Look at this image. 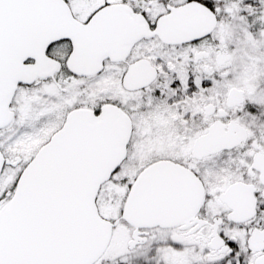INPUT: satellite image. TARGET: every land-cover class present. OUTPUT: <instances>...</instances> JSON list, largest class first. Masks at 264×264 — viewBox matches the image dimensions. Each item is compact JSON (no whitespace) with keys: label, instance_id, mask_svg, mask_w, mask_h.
<instances>
[{"label":"snow or ice","instance_id":"6c2138e0","mask_svg":"<svg viewBox=\"0 0 264 264\" xmlns=\"http://www.w3.org/2000/svg\"><path fill=\"white\" fill-rule=\"evenodd\" d=\"M187 13L207 23L165 38ZM259 48L264 0H0V264H264ZM214 125L236 134L189 147Z\"/></svg>","mask_w":264,"mask_h":264},{"label":"flooded vegetation","instance_id":"af4514ba","mask_svg":"<svg viewBox=\"0 0 264 264\" xmlns=\"http://www.w3.org/2000/svg\"><path fill=\"white\" fill-rule=\"evenodd\" d=\"M84 2H85V0H81V3H84ZM79 6L80 5H78V7ZM205 23H207L206 18H205ZM200 26H202V25H200ZM170 29H171V26H168L166 28L165 33H164L165 38H168V37L171 36L170 33H169ZM140 31H143V28L138 23H133V24L128 25L124 29V31L122 32V34H121V44L123 45L124 41L132 38L134 35H136ZM259 53H264V48H259V49H255V50L248 49L246 51L245 55H248V56H256ZM217 55H218V58L219 59H223V56L224 55H229V54L228 53H224V54H219L218 53ZM248 73H249V66L245 64L243 70L239 72L238 78L240 80H244V81L250 80L251 79V76ZM145 74H146V70L145 69H138V70H136L133 74H130L129 83L130 84H134V83L139 82V80L141 79V77H143ZM243 91H244V88L243 87L239 86L238 84H233L232 88L230 89L229 97L231 96L232 93L233 94H239V93H242ZM221 111H224V109H221ZM123 119H121L120 117H117V120L120 121V122H123ZM167 122H168L167 119H160V120L156 121L155 123L156 124H165ZM217 125H219V122H217ZM217 125H214L212 128L207 129L204 132L198 134V137L197 138H194L192 145L189 146V147H195L197 140L200 139L201 137H204V136H207V135L211 134L213 128H219V129H222L223 130V127L222 126H217ZM177 127H181V126L177 125ZM51 131H52V129L49 128V129L46 130L45 136H41V137H38L36 139H33L31 142H25V143H23L18 148L19 151L20 152H23V153H31L33 150H35L36 147L39 146V144L42 142V140L44 138H46V135L50 134ZM227 133H230L232 135L233 134H236L234 132V130H229V132H227ZM169 135H171V134H169ZM32 143L34 144V148L28 147V148L24 149L25 146H27L29 144H32ZM164 143H165V139H164L163 136L157 137L156 139L149 138L148 141H146V142L145 141H141L140 142L141 147H140V150H139V154L141 156V160H143L146 156H148V154L152 151L153 148L158 147V146L162 147L164 145ZM171 143L172 144H175L176 141L173 140ZM17 159H19V156H17Z\"/></svg>","mask_w":264,"mask_h":264},{"label":"water","instance_id":"95a60500","mask_svg":"<svg viewBox=\"0 0 264 264\" xmlns=\"http://www.w3.org/2000/svg\"><path fill=\"white\" fill-rule=\"evenodd\" d=\"M205 24V17L200 14H195V13H187L183 14L181 17L178 18V20L169 26H171V29L169 31L170 35H174L176 33L186 31L190 28L197 27L200 25ZM47 38H52L51 35H49ZM43 67L44 70H50L49 67V62L46 57H44L43 60ZM35 74V69L30 68L29 66L26 65H21V67L17 70L16 76L17 77H24V78H31ZM238 94H231L230 98H235ZM123 122H120L117 120L116 116L111 117L114 125L116 126V135L117 137H121L126 134V129H127V117H123ZM227 135H232L230 133L224 132V130L219 129V128H213L212 133L201 137L200 139L197 140L195 148L197 150H202L206 148L213 140L221 138L223 136ZM119 151H123V145L120 144L119 146ZM103 164V162H101ZM103 178V177H100ZM98 182V181H97ZM184 195L185 198L190 200V201H195V199L199 196L200 190L198 187V182L197 183H185L184 184ZM95 211L94 206H93V212Z\"/></svg>","mask_w":264,"mask_h":264},{"label":"rangeland","instance_id":"374dc122","mask_svg":"<svg viewBox=\"0 0 264 264\" xmlns=\"http://www.w3.org/2000/svg\"><path fill=\"white\" fill-rule=\"evenodd\" d=\"M28 106H31V105L29 104ZM28 147H32V148H34V144H33V143H32V144H29V145L25 146L24 149H26V148H28ZM15 151L20 152L19 149H15ZM117 187H118V186H117ZM113 207H114V206L111 205V204L109 203L108 205L105 206V211H106L107 213H111Z\"/></svg>","mask_w":264,"mask_h":264}]
</instances>
